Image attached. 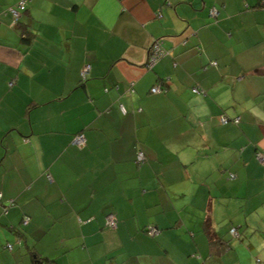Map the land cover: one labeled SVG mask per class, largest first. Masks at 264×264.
<instances>
[{
    "label": "crops",
    "instance_id": "1",
    "mask_svg": "<svg viewBox=\"0 0 264 264\" xmlns=\"http://www.w3.org/2000/svg\"><path fill=\"white\" fill-rule=\"evenodd\" d=\"M20 1L0 0V264H264V0H27L16 21Z\"/></svg>",
    "mask_w": 264,
    "mask_h": 264
},
{
    "label": "built area",
    "instance_id": "2",
    "mask_svg": "<svg viewBox=\"0 0 264 264\" xmlns=\"http://www.w3.org/2000/svg\"><path fill=\"white\" fill-rule=\"evenodd\" d=\"M26 5H27V0H21L17 7L13 8L12 9V12L15 16V20L18 21V19L21 17V12L22 10H25L26 9ZM150 55H149V63H148V66L149 67H152L155 63H157L160 59H162L166 54H167V51L166 49L163 47L162 45V42L161 41H156L150 48ZM91 65L90 64H87L84 66V68L82 69V72H81V76H82V79L83 81L87 80L88 79V76L90 75L91 73ZM162 91H165V88L162 87V86H159V85H156L152 88V92L153 93H158V92H162ZM195 92H199V90L196 88L194 89ZM122 111L123 112H126V109L124 106H122ZM229 117L227 116H222L221 117V121L223 123H227L229 122ZM236 121H238L236 119ZM74 144L81 147L83 145L86 144V136L84 135V133H78L76 136H75V139H74ZM259 158L263 161L264 163V157L262 156V154L259 153ZM145 157L144 153L143 152H140L139 153V159L140 160H143ZM234 176V175H232ZM117 218L116 216L111 213L107 216V224L111 227H116L117 226ZM24 224H27L28 223V218L24 219L23 221ZM150 233H153L154 232V228H150L149 229ZM231 233L232 234H237V229L234 227L231 229ZM8 247L10 249L13 248V245L9 243Z\"/></svg>",
    "mask_w": 264,
    "mask_h": 264
},
{
    "label": "trees",
    "instance_id": "3",
    "mask_svg": "<svg viewBox=\"0 0 264 264\" xmlns=\"http://www.w3.org/2000/svg\"><path fill=\"white\" fill-rule=\"evenodd\" d=\"M26 11V9L25 10H22V12L21 13H24ZM23 221H24V219H23Z\"/></svg>",
    "mask_w": 264,
    "mask_h": 264
}]
</instances>
